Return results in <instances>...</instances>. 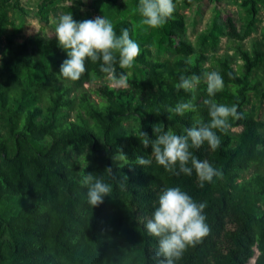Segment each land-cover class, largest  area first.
I'll return each instance as SVG.
<instances>
[{"label": "trees", "instance_id": "trees-1", "mask_svg": "<svg viewBox=\"0 0 264 264\" xmlns=\"http://www.w3.org/2000/svg\"><path fill=\"white\" fill-rule=\"evenodd\" d=\"M200 1L174 0L173 17L158 28L141 23L138 0L39 4L45 24L50 16L56 24L63 10L77 21L105 15L117 34L129 29L141 51L122 69L128 86L115 89L99 62L86 61L76 81L62 77L66 51L55 35L17 42L22 1L0 0V264H152L157 238L144 224L158 194L170 186L206 203L210 229L177 264H248L254 257V264H264V0H236L242 24L236 32L216 11L192 42L181 9ZM258 21L260 33L247 42ZM206 71H218L224 80L214 99L240 113L217 131L221 143L215 150L206 142L191 149L222 176L200 187L195 171L176 176L154 159L150 166L137 165L136 156L150 155L151 145L145 148L133 131L151 137V125L161 123L179 134L210 119L203 79L191 93L175 87L181 72ZM193 97L195 111H166ZM121 151L126 156L119 161L114 157ZM86 171L113 189L93 208L80 184Z\"/></svg>", "mask_w": 264, "mask_h": 264}, {"label": "clouds", "instance_id": "clouds-1", "mask_svg": "<svg viewBox=\"0 0 264 264\" xmlns=\"http://www.w3.org/2000/svg\"><path fill=\"white\" fill-rule=\"evenodd\" d=\"M174 10V0H138L137 4L141 23L150 28L163 26L173 17ZM55 37L58 45L66 51V58L59 67L62 77L76 81L85 73L86 61L99 62V71L104 74L109 87L121 89L128 86L127 73L122 69L133 65L141 49L127 27L117 34L113 22L105 15L77 21L72 12H65L57 17ZM202 79L208 94L203 103L207 106L210 119L206 122L197 120L179 134L171 127L165 129L161 123L151 125V137L141 129L131 133L140 139L145 148L151 145L150 155L136 156L137 165L150 166L154 159L165 171L176 176H191L195 171L200 187L205 182H213L214 178L219 179L222 171L213 167L207 159H198L191 149H198L206 142L210 149L215 150L221 143L217 131H225L229 127V118L240 116L236 105L229 106L214 99L215 94L224 87L223 77L218 71H206L201 75L181 72L175 87L191 93ZM193 99H181L167 106L166 111L181 116L195 111ZM125 156L121 151L114 158L122 161ZM108 171L111 174V169ZM80 184L85 187L86 201L92 208L101 205L113 190L110 183L93 172L86 171L80 178ZM120 186L123 187V184ZM205 208V202L194 200L180 186L162 189L150 218L144 224L148 234L157 238L152 264H177L188 247L200 243L208 235L210 229Z\"/></svg>", "mask_w": 264, "mask_h": 264}, {"label": "rangeland", "instance_id": "rangeland-1", "mask_svg": "<svg viewBox=\"0 0 264 264\" xmlns=\"http://www.w3.org/2000/svg\"><path fill=\"white\" fill-rule=\"evenodd\" d=\"M24 7L25 13L17 14L16 18L18 20L21 31L19 35L15 38L17 42L23 43L30 36L41 33L45 36L53 37L55 35V22L54 17L50 16L49 23L45 24L42 22L37 15L38 6L43 0H21ZM60 6H67L72 0H61ZM89 2V0H84ZM216 11L220 12L221 18L227 23L229 29L236 32L241 27L240 10L239 5L236 0H220L217 3L211 2L209 0H202L199 3L193 5L190 8L181 9V12L185 15L188 25V36L192 42H195L197 36L202 34L207 24L214 17ZM64 13L63 10H59V14ZM262 22L258 21L255 25V29L251 32L249 37H247V42L253 36H257L260 33ZM26 39V40H25ZM222 48V49H221ZM226 48V40L222 39V45L220 51ZM88 87V85H86ZM254 264V263H248Z\"/></svg>", "mask_w": 264, "mask_h": 264}]
</instances>
